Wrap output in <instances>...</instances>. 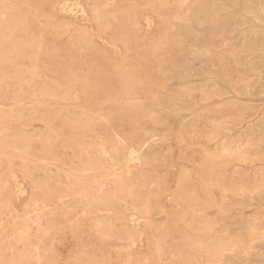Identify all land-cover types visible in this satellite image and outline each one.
I'll return each instance as SVG.
<instances>
[{
	"label": "rangeland",
	"instance_id": "rangeland-1",
	"mask_svg": "<svg viewBox=\"0 0 264 264\" xmlns=\"http://www.w3.org/2000/svg\"><path fill=\"white\" fill-rule=\"evenodd\" d=\"M58 1L0 0V264H264V0Z\"/></svg>",
	"mask_w": 264,
	"mask_h": 264
},
{
	"label": "bare ground",
	"instance_id": "bare-ground-1",
	"mask_svg": "<svg viewBox=\"0 0 264 264\" xmlns=\"http://www.w3.org/2000/svg\"><path fill=\"white\" fill-rule=\"evenodd\" d=\"M58 1V0H57ZM67 1V0H66ZM72 1V0H71ZM59 2V1H58ZM71 3V2H70ZM74 3V2H73ZM55 4V3H54ZM57 4V3H56ZM60 4H62V3H60ZM69 4V3H68ZM68 4H67V7H68ZM243 4V3H242ZM65 5V4H64ZM71 5H73L72 3H71ZM50 6V5H49ZM61 6V5H60ZM66 6V5H65ZM65 6H61L60 8H62V7H65ZM59 7V6H58ZM63 8V9H68V8ZM69 7H71V6H69ZM52 9V8H51ZM54 9H52V11H53ZM244 10V9H243ZM62 11H64V10H62ZM72 11V10H71ZM73 12H75V11H73ZM80 12V11H79ZM64 13H66V11L64 12ZM70 13V15H72V16H74L73 14H71V12H69ZM68 13V14H69ZM76 14H78V13H76ZM57 15V14H56ZM65 16V15H64ZM68 17V16H67ZM80 17V16H79ZM86 17V16H85ZM69 18V17H68ZM73 18V17H72ZM87 18V17H86ZM146 18V17H145ZM69 19H71V18H69ZM75 19V18H74ZM222 19H223V17H222ZM73 20V19H72ZM147 20V19H146ZM85 21V20H84ZM82 22H83V20H82ZM87 22H88V20H87ZM85 23H86V21H85ZM83 24V23H82ZM147 27H149V26H147ZM146 30V29H145ZM149 30V29H148ZM145 34H146V32H145ZM35 70V69H34ZM31 72H32V70H31ZM30 72V73H31ZM165 73V72H164ZM84 102V101H83ZM189 143V142H188ZM105 150V149H104ZM193 150V149H192ZM203 151V150H202ZM216 152V151H215ZM224 152V151H223ZM108 154V153H107ZM1 156V155H0ZM108 156V155H107ZM12 171V170H11ZM14 179V178H13ZM16 180V179H15ZM72 187V186H71ZM101 189V188H100ZM99 189V190H100ZM103 189V188H102ZM102 189H101V191H102ZM73 197V196H72ZM60 199V198H59ZM58 200V199H57ZM60 201H62V200H60ZM63 202V201H62ZM51 203V202H50ZM36 204V203H35ZM59 205V204H58ZM42 206V205H41ZM7 210H8V208H7ZM45 211V210H44ZM41 212V211H40ZM43 213V212H42ZM54 215H55V213H54ZM28 217V216H27ZM32 218H30V220H31ZM118 220H119V218H118ZM68 221H69V219H68ZM4 223V222H3ZM110 223V222H109ZM35 224V223H34ZM33 224V225H34ZM31 229H32V227H31ZM30 230V229H29ZM118 230V229H117ZM116 231V230H115ZM205 232V231H204ZM24 235V234H23ZM26 235V234H25ZM46 236V235H45ZM25 240H26V238H25ZM190 242H191V240H190ZM48 244H50V243H48ZM188 249V248H187ZM42 251V250H41ZM88 251V250H87ZM225 253H226V251H224ZM205 253V252H204ZM98 254V253H97ZM111 254V253H110ZM23 256H24V254H23ZM97 256V255H96ZM110 256V255H109ZM116 255H114V257H115ZM172 256V255H171ZM96 258V257H95ZM43 259V258H42ZM75 260V259H74ZM39 261H40V259H39ZM209 261V260H208ZM210 262V261H209Z\"/></svg>",
	"mask_w": 264,
	"mask_h": 264
}]
</instances>
